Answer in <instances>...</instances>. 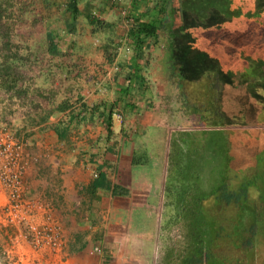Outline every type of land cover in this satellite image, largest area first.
<instances>
[{
  "label": "crops",
  "instance_id": "obj_1",
  "mask_svg": "<svg viewBox=\"0 0 264 264\" xmlns=\"http://www.w3.org/2000/svg\"><path fill=\"white\" fill-rule=\"evenodd\" d=\"M190 1L80 0V11L89 3L109 26L101 32L106 33L102 46H94L89 55L82 56L73 50L88 43L79 29L83 18L77 19L69 33L63 0L61 20L49 21L42 38L56 69L47 71L46 82L37 86L29 83L18 97L22 103L16 106L21 111L15 118V134L26 142L23 156L27 163L23 198L28 207L18 211V219L25 218V223L35 227L51 223L63 250L33 251L19 238L24 225L16 223L0 227V254L15 249L19 264H59L62 259L70 264H223L219 254L223 247L222 214L238 219L239 214L247 213L257 226L259 204H264V133H258L264 128L258 120L264 104L260 98L249 96L258 111L256 124L237 123L221 109L217 90L207 93L201 88L204 76L183 80L187 70L168 62L164 69H155L166 77L162 85L150 82L152 68H143V94L123 98L120 91L128 86L125 76L134 71L136 63L133 53L125 60L118 54L110 62L104 52L109 39L116 44L124 39L115 32L113 11L125 10L150 21L165 3L178 11ZM44 2L49 5V1ZM228 2L231 7L233 0ZM209 19L221 18L210 16L200 25L202 32L209 27ZM235 21L255 22L253 18ZM48 38L57 43L54 55L48 52ZM124 47L131 50L127 44ZM141 62L138 65L143 66ZM115 63L119 70L106 78ZM256 74L257 80L262 79L245 87L249 85L254 94L262 91L264 98V68ZM238 91L237 87L234 94ZM183 98L193 104L190 110L184 108ZM210 99L216 114L206 112ZM220 134L225 138L221 140ZM197 138L198 143H204L203 153L184 148V141L194 143ZM192 151L190 160L187 155ZM195 159L197 172L189 168ZM5 203L6 192L0 191V205ZM243 219L240 216L238 220ZM263 236L264 229H245L238 233L236 247L228 250L239 251L246 244L244 248H252V257L255 241ZM95 247L102 249L100 255L93 252ZM243 258L247 261L248 253Z\"/></svg>",
  "mask_w": 264,
  "mask_h": 264
},
{
  "label": "rangeland",
  "instance_id": "obj_2",
  "mask_svg": "<svg viewBox=\"0 0 264 264\" xmlns=\"http://www.w3.org/2000/svg\"><path fill=\"white\" fill-rule=\"evenodd\" d=\"M44 1L45 0H0V67L5 63L14 66L12 61L15 58L24 62L23 65L18 66V68L16 69V74L19 78V81L15 86V89L20 91L22 94H24V91H26L29 83L30 85L37 86L46 82L44 76L50 75L47 71L50 69L54 70L57 66L56 63L51 62V59L46 54V45L45 41L43 40V34L44 31H47V25H49V21H53L55 19L61 20V14L59 13L61 5L63 4V0H46L49 1V5H44ZM220 3L221 2H219V4ZM226 5L228 6L227 3ZM79 6L81 7L82 3ZM220 7L225 8L226 6L224 4H221ZM231 9H240L241 13H257V15L258 11L262 13L261 15H259L261 16L260 18L254 19L255 22L235 21L227 19H209L206 22V25L209 26L206 30V34L205 32L200 33L201 31H198L197 29H190V33L192 35L193 41L195 42L194 46L197 49H200L202 47L205 49H209L208 47H210L211 42L214 39L211 36L212 34L208 33V30L210 29H217L213 31H220L222 29V32H228L229 34L226 33L227 39H230L228 37H231L233 34L236 36L238 34L244 35V37L239 39L238 42L241 48L236 45L233 46V44L232 46H230L231 51H233L234 49L232 55L227 54L219 47H216L214 51H212L213 53L204 51L207 55H209L208 60H210L209 64L206 63V68L208 70H206V75L209 74V84H215L213 88H216V90L218 91L221 109L225 111V113L227 112L231 114L233 116L232 119H234L235 122L253 125L256 124L258 111L255 110V107L250 101L251 99L249 98V96L251 95L247 93L245 84H241L240 81L244 77L243 74H245H242L244 66L246 67L248 65H251L256 58L264 59V32L262 28L264 27V0H233ZM93 12H95L96 16L100 17L98 10H93ZM121 12V10L113 11L111 17H113V15L115 17L114 21L117 27L115 32L118 34L120 33V37L123 36L122 38H124V36L127 35L129 26L126 24V19L123 18ZM126 14L129 15L128 12H126ZM169 17L170 20L174 21L173 26L180 25L181 19L178 15H169ZM168 20L169 19H167V21ZM86 23L87 22H85L83 19L79 20V29L83 33L82 38L84 37L85 39H87L88 43H81L84 46L82 49L73 50L76 55H89L94 46L101 47L103 40L106 39V33L98 32L97 34H93L91 30L87 28ZM252 26L259 28L255 30L252 28ZM159 36L161 40L160 45L158 44L155 50L153 47L147 50L145 53L146 61L144 60L145 62H148L147 65L145 64V68H152L151 71H153L154 75L153 77H150L149 80L154 85L156 84V86L162 85V83L165 82L166 77H163L162 70L160 71L155 69L163 68L164 66H167L165 64L166 62L169 63V61H166L165 57L167 45L164 39L166 38V34L164 32H160ZM245 38H247L248 40H245ZM228 41L235 44L236 40L234 38L233 40ZM246 41L248 43H246ZM241 44H244V46H241ZM124 46L122 47L121 51L119 50L118 52L117 50L116 56L118 54L119 56H121L122 54L121 59L125 60V57L130 56L132 52L131 50L128 52V50H126V47ZM123 53H125V55H123ZM79 58H81V56H79ZM82 61H84V59H82ZM144 61L141 62L143 65ZM53 64L55 65L52 67ZM79 65L84 64L80 63ZM182 66L184 67V69H187L186 64L185 66ZM227 67H231L234 70L236 69L235 71L237 74L234 79L230 80V83H228L229 81H225L223 76L217 77L215 75V72L218 75L222 74L221 68L228 69ZM240 70L241 72H239ZM246 74H250V71H248ZM154 79L157 80L155 81ZM218 80L220 82H218ZM235 82L236 86L239 89L237 94H234L235 89L237 88L234 85ZM204 84L209 86V84H207L206 82H204ZM211 86L210 88H207V93L213 90ZM194 90L195 87L191 90V96H194ZM255 93L257 95H263V92L259 90H257ZM191 96L189 100H191ZM21 100L22 98H18L15 96L13 90L5 91L0 83V123L4 124L5 122L10 121L9 126L12 127V131L14 133H17L18 131V128L15 125V118L19 116V112L21 111V108H18L16 104L20 107V104L22 103ZM259 100L264 101V98ZM208 104L209 101L206 102V108ZM258 120L260 124H264V112L261 114V117ZM258 133H264V128L258 130ZM220 138L222 140V138H225V135L220 134ZM198 140L199 139L197 138V142L194 143H191L190 140L184 141V148H186V150L195 148L196 153L197 151L199 153H203L205 151L203 148L204 143L202 142V140L198 143ZM217 148L219 149L220 145H218ZM193 152L194 151L188 153V159L191 160L192 156H190L189 154H192ZM190 162L193 163V165L189 166V168L197 172V169H194V166L197 165V159H195V162ZM172 190V188L169 189V191ZM255 190L257 189L255 188ZM259 207L261 208H259L260 220L256 221L257 226L255 225V228L258 230H262L264 229V204L260 203ZM230 216H232V214L230 213L222 214L223 219L221 220V222L223 228V247L219 251V254H221L220 256L222 258V263L264 264V236L259 237L258 240L255 241V253L252 254V257L249 256V250H252V248H248L247 250V248H244L246 244H244L243 248L240 246L241 249L239 251L228 250V248L236 247L238 233L250 228L251 225L255 223L253 220H249L247 218V213H241L238 215V219L240 216H243L245 218L240 221L238 219H231ZM240 239L241 238L239 237V240ZM246 251L248 253V258L247 261H244L243 257L247 254ZM233 252L234 254L240 256L241 259H239V261L236 256L233 255Z\"/></svg>",
  "mask_w": 264,
  "mask_h": 264
},
{
  "label": "trees",
  "instance_id": "obj_3",
  "mask_svg": "<svg viewBox=\"0 0 264 264\" xmlns=\"http://www.w3.org/2000/svg\"><path fill=\"white\" fill-rule=\"evenodd\" d=\"M229 0H191L189 3H186V5H182L180 9L174 10L172 8H168L167 3L164 4V6L161 7L153 16L150 21H142L138 17H134L131 13H129V29L127 31L126 35V44L128 47H130L132 53H133V63L136 62L133 65L132 73L127 72L125 79L128 83V86L122 89L120 91L121 96L123 98L127 97H133L138 94H143V90L145 88V80L141 76V70L145 68V64L147 65L148 62H145V53L147 50H149L151 47L155 48L158 45V32H164L167 36V42H166V52L169 56V66H176L178 64L184 65L186 64L188 75L184 76L182 75L181 78L183 80L188 81V79L193 80L196 79L198 76H204L205 81L207 84L209 74L206 75V72L208 71L206 68V63L209 64L210 60L209 55H207L206 52H212L216 47L221 48L224 50L227 54L232 55L234 52L231 51L232 44L233 46H238L241 48L238 44L239 39L243 38V34L232 35L231 37H228L230 39H227L226 33L228 32H222V29L219 31H213L217 29H210L208 30V33L212 34L213 41L211 42L209 49L199 50L195 48L194 41L192 38V35L190 33V29H197L198 31H201L202 28L200 25H202L205 20L210 18V16L215 15L221 19H227V20H244V19H250V18H259V13L253 14V13H241L240 9L234 10L231 9ZM219 2H221L219 4ZM80 3V0H66V2L63 5V11L64 16H67L69 19L68 24V32L72 33L73 28L75 26V23L79 17H82L87 24L92 28L91 30L96 32H104L106 31L109 26L101 19L98 18V16L95 15V12H93L92 7L87 3L83 11H80L78 8V5ZM228 4V6L226 5ZM224 4L226 7L221 8L220 5ZM178 12V13H177ZM257 12V11H256ZM176 14L179 16L180 20V26L179 27H173L172 20H170L169 15L176 16ZM253 16V17H250ZM167 19H169L167 21ZM174 22V21H173ZM253 29L257 30L259 27L252 26ZM263 32H264V27ZM222 32V33H221ZM207 32H205L206 34ZM229 34V33H228ZM252 36V35H251ZM235 38V44L228 41L233 40ZM249 38V37H247ZM245 38V40H248ZM222 41V42H221ZM48 43V52L50 54H56L57 53V43L53 42V38L47 40ZM244 43V42H243ZM246 43H248L246 41ZM231 44V45H230ZM121 43L116 44L111 39L106 42L104 45V52L108 54V61H112L117 53V49L120 47ZM241 46H244V44H241ZM213 53V52H212ZM8 58V57H7ZM9 59V58H8ZM211 59V57H210ZM253 59V58H252ZM255 59V57H254ZM253 59V60H254ZM10 60V59H9ZM145 60V61H144ZM251 60V59H250ZM139 61H144V65L140 66L138 65ZM13 65L5 63L0 67V83L2 85V88L5 89V91L13 90L15 96L21 97L22 93L15 89V86L17 85L19 78L16 74V69L18 66L23 65L24 62L22 60L13 59ZM252 67L249 69L247 66L243 68L242 74H243V80L240 81L241 84H248L252 80H257L258 74H256L259 69L264 68V59L253 61ZM185 63V64H184ZM211 64V63H210ZM228 69H222V75L225 81H229L233 79V73L231 67H227ZM207 70V71H206ZM224 70V71H223ZM253 70V71H252ZM248 71H250V74H246ZM252 71V72H251ZM241 72V70L239 71ZM215 74H217L215 72ZM218 75V74H217ZM236 76V75H235ZM264 78V77H263ZM262 77H260L257 81H260ZM212 85V86H211ZM215 84H209L207 86L204 84V87L207 89L208 87L214 90L216 88H213ZM247 93L250 94L253 98H263L260 95L251 93L252 89L249 87V85L246 86ZM253 94V95H252ZM183 102V105L185 104L184 108H191L193 107L192 103H189L186 101V99L181 100ZM211 99L209 101V104L207 105V113L212 115L216 114L217 110L213 108V105L211 103ZM261 104H264V101H260ZM126 106H132L130 103H125ZM190 105V106H189ZM187 109V110H188ZM190 110V109H189ZM188 110V111H189ZM244 194V192H243ZM251 230L255 229L254 225H251Z\"/></svg>",
  "mask_w": 264,
  "mask_h": 264
},
{
  "label": "built area",
  "instance_id": "obj_4",
  "mask_svg": "<svg viewBox=\"0 0 264 264\" xmlns=\"http://www.w3.org/2000/svg\"><path fill=\"white\" fill-rule=\"evenodd\" d=\"M121 14L128 25L126 11L123 10ZM125 42L126 36L121 43ZM122 47L121 44L118 52ZM118 70V65L113 64L105 77H110V73H116ZM9 124L10 121L0 123V191L6 192V203L0 205V227L22 224L24 227L19 238L27 242L30 249L37 252L40 249L50 248L53 252H61L63 248L60 237L51 223L35 227L31 223H25V218L18 219V211H21L24 206L28 207L23 198L25 193L23 176L27 165L23 152L26 142L16 136ZM101 250L100 247H95L93 252L100 255ZM0 258L3 261L2 264H19L13 248L0 254ZM59 264L70 263L62 259Z\"/></svg>",
  "mask_w": 264,
  "mask_h": 264
}]
</instances>
